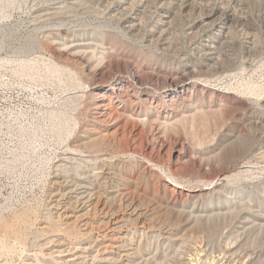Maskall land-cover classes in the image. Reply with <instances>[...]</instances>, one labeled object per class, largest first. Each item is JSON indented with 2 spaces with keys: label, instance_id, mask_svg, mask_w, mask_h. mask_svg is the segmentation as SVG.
Instances as JSON below:
<instances>
[{
  "label": "bare ground",
  "instance_id": "obj_1",
  "mask_svg": "<svg viewBox=\"0 0 264 264\" xmlns=\"http://www.w3.org/2000/svg\"><path fill=\"white\" fill-rule=\"evenodd\" d=\"M14 1L0 3L11 6ZM227 1L216 0L202 8L193 0H97L111 20L119 17V30L131 36L143 28V17L155 7L157 15L149 21L146 36L150 42H159L164 50L173 46L170 35L174 17L197 13L188 28L191 33L201 30L205 39L179 59L177 67L165 64L170 56L157 65L133 56L130 67L123 68L113 61L122 54L110 43L111 32L104 30L105 24L81 20L84 23L76 28L64 27L68 22L65 14L84 10L86 0L44 1L36 9L35 18L56 27L43 30L41 41L38 34L29 35L18 50H48L55 61L64 63L63 67L76 66L90 80L83 103L85 120L66 141L68 152L61 153L55 162L47 189V211L61 229L41 239L44 254H57L60 264H166L170 252L178 256L186 248L187 254L179 255L181 264H201L200 257L209 252L207 242L227 239L233 240V244L224 245L227 264H232L229 258L242 248L245 252L241 258L246 257V262L257 250V259H264V240L260 239L264 228V180L246 181L252 167L246 159L255 141L241 127L230 126L224 135L221 133L223 142L219 146L206 151L193 147L188 150L180 140L171 146L173 141L168 135L180 123L196 121L220 109L223 98L237 107L243 122L253 121L256 108H264V98L239 104L229 91L217 93L215 100L204 98L213 81L208 72L225 64L220 55L229 45L230 26L243 19ZM248 43L250 46L252 41ZM225 68L221 66L220 72ZM50 117L53 131L58 139L62 138L70 130L69 116L57 112ZM260 128L264 140V127ZM236 149L242 151L227 156ZM250 201L256 202V209ZM209 226H213L210 232L206 229ZM39 227L49 228L45 221ZM72 229L86 237L78 233L79 240L71 239L66 233Z\"/></svg>",
  "mask_w": 264,
  "mask_h": 264
},
{
  "label": "rangeland",
  "instance_id": "obj_2",
  "mask_svg": "<svg viewBox=\"0 0 264 264\" xmlns=\"http://www.w3.org/2000/svg\"><path fill=\"white\" fill-rule=\"evenodd\" d=\"M44 1L50 3L53 0ZM44 1L15 0L11 6H3L0 3V264H60L57 260V254H44L40 245L42 238L61 229L59 223L54 221L47 211V189L55 169V162L62 154L68 152L66 141L76 134L79 125L85 120L84 104L90 87L89 76L80 73L76 66L72 65L71 68L66 65L67 67H63L62 64L64 63L55 61L56 58L48 50L45 52L37 48L30 52L18 50L29 35L37 36L38 34L40 40L43 30L56 27V24L52 22L48 23L43 19L35 18L36 9L41 7L39 5H43L42 2ZM193 1L203 8L216 0ZM96 2L97 0H86V4H84L86 5L84 10L88 13L86 16L83 9L72 13L71 11L67 12L68 15L65 14V16H67L69 23L63 25L64 27L76 28L84 22L94 25H101V22L105 24L104 27L102 26L104 30L111 32V38H108L110 43L115 50L122 54L119 60L115 58L113 61L121 63L123 68L130 67L134 62L133 56L140 57L141 60L153 65L159 64L163 58L170 56L165 64L177 67L180 65L182 57H185L184 55L189 51L191 52L195 46H199L200 41L206 36L201 30H199L200 33L198 31L191 33L188 28L190 21L197 16V13H179L174 17V23L172 22V36L170 35V37L173 46L169 49L170 51L164 50V46L159 42L153 40L152 43L146 36L150 25L149 21L153 15H157L155 7H150L151 9L146 13L147 16L145 14L143 17L144 26L141 27V31L139 30L134 36H131L125 35L119 30V20H117L119 17H113L111 20L110 15L104 13L105 7ZM227 2L243 19L242 21H234L231 24L232 27L230 26L227 39L229 45L226 44L227 46L220 55L221 63L225 62V64L218 65L219 68L217 66L211 68V72L207 70L211 81H213L209 83L211 88L204 93V98L215 100L218 99L217 93L229 91L233 99H236L235 102L239 104H245L249 100L261 101L264 98V0H229ZM89 6L90 11L87 9ZM11 33H13L12 38H10ZM249 41H252L250 46H248ZM179 51L181 52L179 53ZM50 60L52 64L49 63ZM54 61L56 64L58 63V66L53 63ZM25 66H31L33 69L28 70L29 68L26 69ZM221 66L226 67L227 70L225 68L224 72H220ZM23 67L26 69L25 71ZM137 86L142 89L140 85ZM71 95L76 96L73 98ZM78 95L79 97H77ZM200 95L198 92L197 96L203 99V96ZM222 100L224 105L216 107L220 109L210 111L207 114L203 113L207 117L202 115L197 118L199 121L189 119L190 122L180 123L175 130L168 134L170 142L173 141L170 145L174 146V141L180 140L188 150L193 147L194 150L206 151L210 147L222 144V134L224 135L230 126L231 128L241 127L240 129L246 133V136L255 141V151L253 149L246 159L249 161L247 163L252 166L246 181H263L264 140L261 139L262 132L259 129L264 127L261 126L264 125L262 124L264 123V108H256L253 121L246 120L243 122L237 107L233 106L230 101L228 103L225 98ZM57 112L66 113L71 123L69 124L70 130L64 132L62 138L59 139L52 129L50 117L52 113ZM262 129L264 131V128ZM203 136H206V139ZM262 143L263 145H261ZM238 151L242 150L229 151L227 156L240 153ZM77 162L79 161L77 160ZM250 204L252 209H256L255 201H250ZM42 221H45L49 228L42 230L39 227ZM210 227H206L209 229H207L208 232L213 226ZM76 230L72 229L71 232L65 233L74 240L75 238L79 240L80 236L81 238L86 237ZM263 230L260 239L264 240ZM220 240H209L210 243L206 241L210 244L208 245L209 252L207 255L201 256L202 252L200 251L201 264H216V262H218L217 264H227L228 259L224 253L225 243L230 244L232 242L231 244H233V240ZM167 248L168 251H171V246H167ZM242 249L235 256L229 258L232 259L230 261L232 264H239L240 262L243 264H262V261L264 263V259H257L259 250L254 253V256L252 255L253 257L251 256L252 260L246 262V257L241 258L245 252ZM39 251L40 253H38ZM187 252L186 248L180 251L178 256H176L177 254L170 255L172 254L170 252L166 264H181V260L178 259L182 255H186Z\"/></svg>",
  "mask_w": 264,
  "mask_h": 264
}]
</instances>
